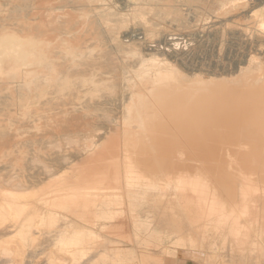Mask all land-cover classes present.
I'll use <instances>...</instances> for the list:
<instances>
[{
	"label": "bare ground",
	"instance_id": "bare-ground-1",
	"mask_svg": "<svg viewBox=\"0 0 264 264\" xmlns=\"http://www.w3.org/2000/svg\"><path fill=\"white\" fill-rule=\"evenodd\" d=\"M19 1H21V0H19ZM19 1H17V3ZM35 1L36 0H23L22 5H19L20 2L17 5L14 4L15 7H14V9L11 12L15 16L14 17L15 18L14 22H16V23H14L12 26H10L11 23L9 24V23L6 22V20L4 19L5 17L3 18L2 15H0L2 17V19L0 18V93L1 92L2 93L3 92L6 93V94L3 93L5 96L0 97V130H3V131L4 130H6V131L8 130V132L1 133L0 136H2L1 138L5 139V141H6L5 142V146H9L10 147V148L9 147L7 148V154L9 156H14L13 159L10 158L11 159L10 161L12 163H13V161H16L17 163H21V161H23L22 153H24L23 152L24 147H27V146H29L31 144L35 145V143L38 141L35 137L34 138L27 137L28 139H21L20 138V136H21L20 131L22 130V128H23L22 126L23 125L22 126H20V125L19 126H15L14 128H13V126L15 125V123L16 124L17 123L21 124L20 121L22 120V118H24L26 116H30V115H32L35 112L30 107V105L32 104L34 99L37 98L36 100H38L40 97H43L46 94H53L54 95L55 92L50 91V90H53V88H55V90L62 91V92H64L63 90H65V89L69 90L68 93H66V94L64 93L65 95L63 94L64 95L63 97H64L65 100L64 99L61 100L59 104H66L67 102H71L80 93L89 92V94L90 93H94L95 94V93H98L103 88L105 90H112V91L115 92V94H118L120 92L118 94V97L121 96L122 99H123V97L128 98L129 101H131V105L127 108L126 111H124L126 113L125 116L123 117V125L124 126H122V125L119 126V124L116 121V117L117 116L115 117L113 115V117H111L112 115H109V114L105 113L106 114L105 115L106 119L110 123L109 128H108V132H107L109 137H105V138L101 137V138H98V140H93V138L90 137L91 139L88 138V141L85 142L81 146L80 150H78V151H80L79 152L80 155L77 154V155H79L81 157L80 163H79V165H77L76 168L72 169L73 173H75L74 174V177L76 178L75 181L74 180L71 181V182L59 181V180L55 181L56 180V177H55V179L53 178L54 180L49 182L48 184L41 183L39 186H35V180L38 177H35L34 175H31V174L30 175L26 174V175L30 176V178H27V177H25V172H28V168L30 167L29 165H35L36 166L37 164H43V166L46 167V164L42 161L43 157H42V159L40 157V155H41L40 153H39L40 155H35L34 154V156L31 159L28 158V160H27L25 158L26 161H28L29 165L28 166H25V165L21 166L18 171H15L14 175H11L7 179H5L4 183L7 185L6 187H8V189H6L1 194V198H0V242H1L0 243V255L8 257V258H10V257H15L16 258V257H18V256L20 257L22 255V250L21 249L26 247V246L24 247V245L29 244V242H27V241L29 239H32L33 235L36 234L35 230L39 226H41V227L45 226V227H48V228L51 227V229H52L53 226L57 227L60 224H62V222H60L58 224V223H56V221H55V223L58 224V225H56V224L54 225L53 224V221L55 220L54 216L59 213L58 210L61 213L65 214L64 213L65 211L62 212L63 210L61 211L60 209H64V208L79 209V208H81V210L83 209L85 212L87 211V213H88V211L91 209V207L95 206V205H93L92 202H94V201L96 202V200L98 201V200H104V199L107 201L108 199H112L113 197L114 198L116 197L115 199L113 198V200L107 202L108 205L113 204V206H114V204L117 205V203H119V201H120V200L118 201L119 198L120 199L123 198V197H121V195L123 194V191L125 189H127V190L132 189L133 190L135 188L139 189V187H141L142 184L137 182V181H135L137 179L142 178V175H140V172L138 170L137 164L136 165L134 164L135 163V158L132 157V156H128V155L125 156V157H120V158L114 156V153H115V147H114L115 137H113V135H118L119 134V131H118L119 127H121V129L124 127V129H126L125 130L126 133L129 132L128 133L129 135H130V133H131V136L134 135L133 136V138H134L133 140H134L135 143H138V140L141 139L140 138L141 136H143L144 139H146V136L150 137V133L151 134L156 133V130L160 129L159 127H162V125H165V126H163V128L166 127L165 128V132L167 131L169 133L174 128L175 129L177 128L176 129V131H177L179 126H180V124H178L177 121H180L179 123H181V122H183V120H184V123H181L182 124L181 126H183V128L180 126V128L184 132V133H182V136L183 135H184V137L188 136V135H185L186 131H184V129L187 128V126H188L187 130L189 129L190 131H187L186 134H190L192 129H193V127H194V129H196L195 126L197 125V129L196 130L193 129V131H192L193 134H194L193 135L194 138L192 137V133L190 134L191 140H196V139H198V137L202 138V136H203V138H205L204 141H203V138L200 139V140H202L204 142L205 146L208 145V144L211 145V144L214 143L213 142V138H214L213 136H215V133H214L215 130L214 131H212V130L215 129L216 127H218L216 129V131L220 127H222L221 129L222 130H226L227 132H239V131L243 130L242 134L245 133L244 135H247L248 134L247 130L251 129V127L253 125L252 126H248L249 124L246 123L248 127L247 126L245 127L243 125L245 124V122H246V120L248 118L246 120L244 119L245 121L242 120L244 122H241V120L238 121V122H235V117L238 116V117H236L238 119L245 118V116L249 117L248 111L250 112V110H251L250 113H253L252 110L255 109V107H259L258 103H259V101H261V99H260V96L258 94V91H256L257 92V94H256L254 90H256L257 86L260 87L261 85L262 86L264 85V59H263V57H260L259 54H258V53L262 52L261 49L259 50V48H260V46L263 45V42H264V39L262 37H260L261 35L259 37L257 36L258 38H257L256 42H254V44L256 43L257 45H259L258 51H260V52H258L256 54V52H257L256 51L254 55H252V54L250 55V53H248L249 54V58H250L249 61L246 62L245 66H241V67L239 66V69H237V70H239V77L240 76L242 77L241 78L242 83L240 84V86L238 85L239 87H236V86L234 87L233 86V88L232 87L230 88V86H232L233 84L229 85V86H226V87H222L221 84L217 85L218 84L216 82L217 79L219 78V76L220 77H221V75L223 76V74L219 75L218 74L219 72L215 71L213 69L214 67H212L210 64L209 65H206V64L204 65L203 63H199L198 56H196L197 55L196 53L198 52L197 51L198 49L200 50L199 47L202 45L201 42L200 43L196 42L198 45L195 46V44H194L195 47L193 49H191V50L186 49L188 51H184L183 48H186V47L191 48L192 46H189L188 39L186 41L185 37H183V36H182L181 39L176 36L177 39H171L170 40L171 43H169L170 41H168L169 40L168 38L171 37V36H172V38H174L175 34L168 35V38H167L168 40L165 39L166 36H164V35H163L164 39L158 40L157 42H151V41L148 40L149 36L150 37H157L158 35H162V34H164L163 32L167 31V30L164 29L166 27L165 26L162 27L161 24L162 25L165 24L166 22L164 23V21H166L169 17L174 23L176 22L181 29L189 28L188 27L189 26L188 25L189 22L186 19L187 17L185 18V16L182 14L183 10L181 11L180 7L178 6L179 2H182L184 4V2L185 3H193V2H197V1H202V3L204 4V10L206 12H214L215 10H217V11H215V16H216V12H218V10L225 11L226 15H224V17H223V18H225L227 16V13H228V15L229 14H233L234 16L235 15L244 14V12H246L244 10L248 6V1L249 0H215V1L213 0L214 2H212V1H204V0H69V1H72V2H75V3H80V9H79L78 15L75 16V17H66L65 16L66 18L61 17V16H57V17L51 18V19H42V18L38 19V18H32L31 17L32 14L34 15V10H35L34 5L38 2V1H36V3H35ZM258 1L259 2L254 7H252L253 9L255 8L256 11L255 10H254V12L251 11L252 13H254L253 14L254 18L252 19L253 21L251 19H250V21L254 22V23L256 21V20L254 21L255 15H256L255 13H257V12L259 13L260 12L259 14H261L262 11L264 12V0H258ZM252 2H253V0H252ZM51 3H49V5ZM58 3H60V1ZM45 4H48V1ZM187 8H188V5H187ZM60 9H62V8H60ZM55 10H58V8H55V9L54 8L52 9V8H49V7L45 8V10H44V14L45 15L44 16L46 18L51 17L52 16V12L55 11ZM246 10H247V8H246ZM42 11H41V13H42ZM64 11H66V10H64ZM247 12H248V10H247ZM148 14H150V15L152 14L154 20H156V24L152 25L150 23V20H147L145 18V16L148 15ZM219 14L221 15V13H219ZM223 14H224V12H222V15ZM256 16H258V15H256ZM213 17H214V15H213ZM195 18H196V16H195ZM197 18H199V17H197ZM206 18H207L206 20H208V17H206ZM8 19H10L9 16H8ZM215 19L217 20V18H215ZM216 20H214V21H216ZM245 20H247V18ZM143 21L144 22H148L149 21L148 23L151 24L152 26L148 27V29L147 28L139 29V31H138V29H136L137 27L135 28L133 25L135 23H138V24L142 23ZM211 22H212V20L209 22V24ZM232 22H233V20H232ZM238 22L240 23V21H238ZM242 22H244V21H242ZM207 23H206V26H208ZM227 23H230V22H227ZM142 24H144V23H142ZM232 24H230V25H232ZM237 24L238 23L236 21V25ZM255 24L257 25V27L255 26V29L258 28L260 30H264V13L261 14L260 17H258V20L256 21ZM135 25H137V24H135ZM220 25H222L221 22H220ZM226 25L227 24L225 23L224 26H226ZM190 26H192V25H190ZM195 26H196V24H195ZM233 26H235V25H233ZM203 27H204V25H203ZM211 27H212V25H211ZM218 27H219V25H218ZM246 27H248V26H246ZM213 28H212V30H213ZM243 28L241 27L242 30H243ZM220 29H218V30L220 31ZM225 29H228V28L225 27ZM205 30H207V29H205ZM245 30H246V28H245ZM245 30H244V33H245ZM222 31L223 32H221V33H224L223 29H222ZM257 31H259V30H257ZM206 32L204 34H206ZM225 33L227 34V31ZM229 34L230 33L228 32V35ZM200 35H198V37ZM233 35H235V34H233ZM256 35H258V33H256ZM262 35H263V33H262ZM140 36H142V37L140 38ZM179 36H181V35H179ZM208 36H209V34H208ZM242 36H240V37H242ZM245 36H246V34H245ZM189 37H191V36H189ZM201 37H202V35H201ZM231 37H232V35H231ZM243 38H246V37H243ZM191 39H189V40H191ZM196 39H197V37H196ZM198 40L200 41V39H198ZM214 40H216V39H214ZM210 41H211V39H210ZM204 43H206V42H204ZM252 43H253V40H252ZM208 45H209V43H208ZM247 45H249V44H247ZM179 47H180V49L178 50ZM209 48H207V49L209 50ZM251 48L252 47L250 46V49ZM245 49L247 50L246 47H245ZM256 49H257V47H256ZM248 51H250V50L248 49ZM204 52H205V49H204ZM252 53H254V52H252ZM210 54H211V52H210ZM199 55H200V53H199ZM243 57L241 59H243ZM221 65L222 64H220V66ZM218 67L219 66H217V68ZM228 69H225V70H228ZM221 72H223V70ZM228 74H229V72H228ZM239 77L237 79L238 81H239ZM72 78H74V79L76 78V79H79V80L82 79L81 80V85L79 87H76V84L73 85L71 83V81H70V80H72ZM223 78L221 79L222 82H223ZM228 79H230L229 76H228ZM225 80H226V84H227V81H229V80H227V79H225ZM237 80L234 79V82H232L231 80L230 81L232 83H235V81H237ZM219 81L220 80L218 79V82ZM238 81L236 82V84L238 83ZM74 82H75V80H74ZM219 83H221V82H219ZM228 84H229V82H228ZM82 88H83V90H82ZM253 91H254V93H253ZM62 92H61V94H62ZM107 94H108V92H107ZM83 95L85 96V94H83ZM93 95L90 96V97L91 98L93 97V99H94L95 96H93ZM107 96L109 97L111 95L109 94ZM96 97H99V95L96 96ZM96 97H95V102L98 103V101H96V99H98V98H96ZM256 97H259L257 99H260V100H257ZM45 98H47V97H45ZM50 98H52V97H50ZM61 98H62V96H61ZM53 99H54V97H53ZM56 99L57 98H55V100ZM112 100H111V102H112ZM22 101L26 102V104L24 103V106L22 105ZM39 101H41V99ZM43 102H45V101H43ZM108 102H109V100H108ZM36 103H37V101H36ZM38 103L36 105H38L40 107V104H38ZM86 103H83V104H86ZM100 103H103V102H99V104ZM83 104H81V105H83ZM91 104H92V102L89 103L85 108L83 107V110H82L81 113L78 112L80 110V109H78V111H76V112H78V115H80V114H88L89 112L98 109V107L101 105V104L100 105L99 104H92L91 105ZM106 104H108V103H106ZM115 104L118 105V103H115ZM165 104H167V105H165ZM33 105L35 106L34 103H33ZM68 105H70V104H68ZM102 105H101V107L103 108ZM38 106H36V107L38 108ZM41 106H46L45 108H47V106L52 107V106H55V105H54L53 100L49 99L45 103H43V105L41 104ZM166 106L168 108H166ZM14 107L20 108V109L22 108L21 110H22L23 114H18V113L17 114H13V109L12 108H14ZM66 107H68V106H66ZM260 107H264L263 106V102H262V106L260 105ZM69 108H67V109H69ZM62 109L64 110V107ZM67 109H65V110L67 111ZM76 109H77V107H76ZM164 109H166L167 112L170 110L171 113L174 116H171V114H168V113H167V115L162 114L161 112ZM46 110H44V111L46 112ZM51 110H49V111H51ZM56 110H57V108H56ZM56 110H55V112H56ZM69 110H70V112L72 111V109H69ZM257 110H259V109H257ZM261 110H264V109L261 108ZM104 111H106V110H104ZM113 111L114 110L112 109V112ZM17 112H18V110H17ZM74 112L75 111H73L71 113L75 114L76 112L75 113ZM257 112H259V111H257ZM59 113H62V112H59ZM97 113H98V111H97ZM247 113H248V115H246ZM262 113H263V111H262ZM63 114H64V112H63ZM92 114H90V115H92ZM175 114H178V115L180 114L182 116H184L186 114V115H189V117L187 116L185 118L186 119L185 120L183 117L181 118L180 115H179L180 117H178L177 115L175 117ZM190 114H192V115H190ZM199 114H201V116H199ZM202 114L203 115L209 114V115H207L209 117H207V119H206V118H204L206 115L202 117ZM218 114H220V115L222 114V118H221L220 121H222V119L224 121L223 123L221 122V124H222L221 126H220V122L218 121L220 119L218 117ZM223 114L224 115L226 114V117L227 116L228 117L229 116H234V121L231 120L232 117H230L229 119H228V117L227 118L226 117L223 118L224 117ZM67 115L68 114H66V116ZM99 115H98V117H100ZM115 115H117V114H115ZM162 115L170 116L169 117L170 120H169V118H167V120L172 122V124L174 123L173 126H171L172 128L174 127L172 130H170V131L167 130V127H168L169 124L167 125L166 122H165L166 124L165 123H163V124L161 123L160 126L157 125L158 122H156V124H155V122H154L155 120L159 119V121H160V119L162 120V118H163V120H166V118L164 119L165 116L162 117ZM194 115H196V116H194ZM216 115H217V117L219 119L216 117ZM250 115L253 116L252 114H250ZM256 115H257V113H256ZM256 115H254L253 117H255V119L257 121H259V119H257ZM46 116H48V115H46ZM46 116L44 117V115H43V118H46ZM51 116H52V114H51ZM59 116H61V114ZM191 116H193L195 118V120ZM213 116H215V117H213ZM83 117H84V115L82 116V118ZM90 117L91 116H89L87 118H90ZM172 117H173V120H175V118H177V117L180 118V119L175 120L173 122ZM190 117L193 119V120H191V125L189 123L190 121H188L189 119H191ZM196 117L197 118L199 117V120H200V117H201V118H203V120L196 121L197 120ZM253 117H251L250 119L254 120ZM261 117H262V115H261ZM40 118H36V119H40ZM213 118H215V119H213ZM46 119H49V118H46ZM56 119H57V117H56ZM181 119H183V120L181 121ZM204 119H206V121H204ZM225 119H226V121H225ZM250 119H248V120H250ZM261 119L263 120V118H261ZM214 120L216 122L217 121L219 122V123H216V124H218V126H216L214 124L215 122L213 123ZM256 120H254V121H256ZM23 121H26V120L23 119ZM185 121H188L189 124L186 123ZM192 121H195L196 123L199 122V123L196 124V123H193ZM29 122H31V120ZM33 122H31V123H33ZM40 122L42 124H44V122H42V121H40ZM48 122L50 123V121H48ZM52 122H55V121H52ZM23 123L24 122H22V124ZM31 123L29 125H31ZM192 123L194 124L193 127H191ZM251 123H253V122H251ZM251 123H250V125H251ZM36 124H38V123H36ZM177 124L179 125L178 127H176ZM183 124H185L186 127ZM208 124H210V125H208ZM260 124H261V127H262V123H260ZM51 125H52V123H51ZM255 125H256V123H255ZM107 126H108V124H107ZM213 126H214V128H212ZM24 127H26V126H24ZM33 127H35V125ZM257 127H259V126L257 125ZM40 128L42 129V127H40ZM44 128H46V127H44ZM180 128H179V130L181 131ZM254 128H256V126ZM26 129H27V127H26ZM49 129H50V127H49ZM221 129H219V130H221ZM259 129H262V128L259 127ZM12 130L14 131V133H12ZM161 130L163 131L164 129H161ZM179 130L176 132V135L179 132ZM198 130H200L199 131L200 133H203L204 130H206L207 133L206 134H202V135L199 136L198 135ZM23 131H27V130H25V128H24ZM40 131H44V129L40 130ZM45 131H47V130L45 129ZM126 133L124 132V134H126ZM158 133H159V130H158V132L156 134H158ZM23 134H24V132H23ZM156 134H155L154 137L151 136V139L153 137L155 139V141H156L157 136H159V134L157 136H156ZM180 134H179L178 138H180V140H181ZM195 134L197 135L196 139H195ZM207 134L210 137H208V136L205 137ZM23 136H25V135H23ZM28 136H29V134H28ZM170 136L171 135H169V137ZM172 136L174 137L175 133L172 134ZM211 136H212V138H211ZM127 137L128 136H126V139H123V140H125V141L127 140L128 141L129 137L128 138ZM72 138H74V137L66 138L65 139V145L66 144L79 145L80 141L77 140V139H72ZM121 138H122V136H121ZM159 138H161V137H158V139ZM251 138H249L250 141L248 139H245V140H248L249 142H251L253 140ZM103 139H105L106 142H105V144L101 145ZM130 139H132V137ZM147 139L149 140L150 138H147ZM175 139H177L176 136H175ZM189 139L188 140L186 139L187 141L185 139H183V140H185L187 143H191L192 141L188 142ZM146 140H144V141H146ZM159 140H161V139H159ZM162 140H163V137H162ZM164 140H166V139H164ZM164 140H163V142H165ZM169 140L170 141L173 140L175 142L176 141L178 142V139L174 140V139H171V137H170ZM210 140L212 142H210ZM245 140H244V142H245ZM140 141L142 142V144L144 143V141H142V140H140ZM170 141L166 142L165 144H167V143H168L167 145H170L171 143L174 144L173 141H171V142ZM205 141L206 142L208 141L207 144H206ZM248 141H246V142H248ZM39 142L41 143V141H39ZM159 142H161V141H159ZM198 142L200 143V141H198ZM253 142L256 143V144L257 143L259 144V143H264V140L261 139V138H259V139L256 138V140H253ZM42 143H44V142H42ZM120 143H122V142H120ZM123 143H124V141H123ZM131 143L132 142L130 141V145H131ZM154 143L155 142H152L151 144L153 145ZM179 143L180 142H178L177 144H179ZM183 143H184V141H183ZM195 143H196V145L198 147L200 146L201 149L203 148V146H201L202 144H199V143L197 144V141ZM195 143H193V144H195ZM254 143H252V144H254ZM124 144H126V143H124ZM41 145H43V144H41ZM132 145H133V143H132ZM154 145H156V148H158L157 147L158 142L156 144H154ZM174 145H176V144H174ZM186 145H189V144H186ZM196 145H191V146H194L196 148ZM261 145H263V144H261ZM60 146H61L60 142H58V143L55 142L54 143V147H60ZM133 146H134V148L137 149L135 144ZM140 146H143V145H140ZM147 146L151 147L150 145H147ZM172 146H171V148L175 147V146H173V147ZM212 146H210V147H212ZM130 147H131V149H133L132 146H128V148H130ZM144 147H145V145H144ZM144 147L142 149H144ZM180 147L183 148V147H185V145H182V142H181V144H179V149H178L179 151H180ZM194 147H192V148L195 150ZM260 147H262V146H260ZM32 148H34V147H32ZM98 148L103 149V151L107 155L104 156V154H101V157H99V158L97 156H95L97 158H93V159L90 158L89 155L90 154L93 155ZM121 148L122 147H120V149ZM153 148H154L153 149L154 151L151 150L150 151L151 153H152V151L153 152H157V151L160 150L161 153L163 152V154H164V151H165L164 147H163V149H161L162 147H160V146H159L160 149L159 148L156 149L155 147H153ZM185 148H183L184 149L183 150L184 153H186V151H185L186 149ZM187 148L189 149L190 146L187 147ZM206 148L208 149L209 147L206 146ZM124 149L121 150V152L125 151ZM139 149H141V147ZM139 149H137V150H139ZM165 149H166V147H165ZM175 149H177V146H176V148H174V150ZM193 149H192V151H193ZM198 149H196V151H198ZM36 150H37V148H36ZM137 150L135 151L134 154H137L136 153V152H138ZM149 150L146 149L145 151H143V150L142 151L146 153V151H149ZM167 150L169 151L168 148L166 149V151ZM190 150H188L187 152H190ZM241 150H239L240 152L236 151L235 154L228 153V157H227V160L229 161V163L227 165L229 171L233 172V174H234V172L238 173V174H235V175L237 176L238 179H240V184H238L239 186L237 185L238 188H235L236 190L238 189L237 190V194H236V195H238V197H237L238 201H236L235 203L232 202L233 204L230 203L232 205H226V203H224L223 201H221L219 199V197H217L216 193H212V191L210 190L211 186H209L207 184L209 181L206 183L203 180V178H204V175H206V176L208 175V176L211 177L214 172L213 171H208L207 172L206 170L204 171V169H202V164H201V169L202 170H199L200 166H198V167L195 166L196 169L193 167L195 169L194 171L196 173L194 172L195 174H194V177H192L193 179L191 181H187L188 179H186V181H182L181 180L179 182V185L177 184L178 186H176L177 189L180 191V198L182 199L184 207L186 209H188L189 211H191V212H193V213H195L197 215V218H196V220H194V222L196 223V225L197 224L199 225V226H196L198 229L200 228V226L201 227H205V229H206V226L208 227V225H214L217 228H219V230H220L219 237L222 239V241H226L228 239L229 240L231 239L232 242L234 244H236L237 246L246 245L250 241V237L253 240V238H252L253 235L251 236V234H250V231L253 228L255 229L256 234L258 235V237L264 239V208L262 207V204H261L263 201L260 202L261 200L258 198L259 193L262 190L261 189L262 186L259 187L260 185H258L256 183H252V182H254L253 180L250 181L251 178L246 174L247 170L245 168H244L245 170L243 168L242 169L240 168V166L243 167L241 164L240 165L233 164V162L241 163V162H247L249 160H252L253 157L251 155V150H245V151H241ZM200 151L199 152H195V153L192 152V154L193 155L194 154L198 155L200 153ZM202 151H203V153H202L201 156L199 154L197 157L195 156L196 158H191L190 157L191 158L190 161L191 160L195 161V163L196 162H199V163L205 162V164H206V162L210 163V162H219V161H221V155H220L221 154V150L220 149H218V148L216 149V147H215V149L213 150L212 155L208 153V152H210V150L207 151L206 149H204ZM205 151H207V153ZM170 152H172V150H170ZM173 152H175V151H173ZM183 152H182V156H183ZM128 153H130V152L128 151ZM151 153L148 152L147 155L151 154ZM161 153H160V155L158 153L159 157H157V155L154 154V156H155L154 158H156V157L158 158V159H154V160L157 161V160H160V158L162 159V156H164V155H162ZM165 153L167 154V152H165ZM25 154H27V153H25ZM25 154H24V156H25ZM87 154H89V155L87 156ZM141 154H138V155H141ZM172 155H174V154L172 153ZM186 155L188 156V154H186ZM136 156L137 155H135V157ZM4 157L5 156H3V158ZM61 157L62 156H60V158ZM146 157H148V156H146ZM192 157H194V156H192ZM138 158L136 159L137 162L139 161ZM140 158H142V157H140ZM151 158H153V157H151ZM151 158H150L151 161H149V160H148L149 162L147 161L148 162L147 163L148 166H150L149 163L152 162ZM165 158H166V156H165ZM258 158H259V161H264V156H261V157H258ZM78 159H79V157H78ZM143 159H144V157H143ZM143 159H141V160H143ZM57 160L58 159H56L55 161H57ZM76 160H77V157H76ZM171 160L172 159H170L168 161H171ZM178 160H176V162ZM181 160H184V161L187 160L186 156H185V158H181ZM77 161H79V160H77ZM160 161H162V160H160ZM103 162H108L109 163V165H107V167H105V169H102V166H99V163H103ZM140 162H144V161H140ZM165 162H167V161H165ZM144 163H143V165H144ZM157 163L159 164V162H157ZM168 163L169 162H167L166 166L168 165ZM180 163L182 165V162H180ZM180 163H176V167H177V164H180ZM259 163H258V165H256L257 169L261 166V165L259 166ZM21 164L23 165V163H21ZM140 164L142 165V163H140ZM161 164H159V165H161ZM172 164L173 163H171V165H168L167 167L170 168L171 166H173ZM183 164H184V162H183ZM197 164L198 163H196V165ZM260 164H262V163H260ZM67 165H69V164H67ZM203 166L205 168L207 167L205 165H203ZM153 167H156V166L153 165ZM176 167H175V172H177L176 171ZM210 167H212V165L209 166V168H207V170L210 169ZM262 167H260V169H262ZM141 168H142V166L140 167V169ZM161 168L164 169L162 166H161ZM161 168H160V170H161ZM184 168H186V167H184ZM191 168H192V164H191ZM191 168H190V166H188V169H191ZM30 169H31V167H30ZM150 169H152V168H150ZM179 169H181V168H178V170ZM212 169L213 168H211V170ZM260 169H258L256 175L260 176V174H262L260 177H262V176L264 177V167H263L262 170H260ZM144 170H145V168H144ZM171 170H172V168H171ZM191 170H193V169H191ZM145 171H149L150 172V170H145ZM167 171H170V169L169 170L167 169ZM151 172H154V171H151ZM159 172H161V171H159ZM188 172L191 173L190 170ZM198 172H199V174H198ZM142 173H144V175H146L145 174L146 172H142ZM183 173H181V174H183ZM185 173H187V170H186ZM57 174L58 173H51L50 177H54ZM150 174H152V173H150ZM166 174L170 175L169 172H167ZM177 174H179V173L177 172ZM181 174H179V175L183 178V176ZM65 175H68V174H66V172H65ZM71 175H73V174H71ZM174 177H177V176H173V178ZM263 177L261 179H263ZM75 178H73V179H75ZM145 178H146V176H145ZM159 178H161V177H159ZM159 178H156L157 181H160V180H158ZM165 178L167 180V178H169V177H165ZM187 178H189V177H187ZM200 178H202L203 181L200 180ZM237 178H235L236 181H238ZM150 179H152V177ZM190 179H191V177H190ZM208 179H210V178H208ZM138 181H140V180H138ZM147 181H148V179H147ZM177 181H178V179H177ZM144 182H145V180H144ZM150 182H151V180H150ZM150 182H148V183L150 184ZM152 182H151V187L153 186L152 189L154 191V185L157 186V183L159 185V182H157L156 184L154 183V185H152L153 184ZM167 182H169V181L167 180ZM146 183L147 182H145V184ZM176 183H178V182H176ZM238 183H239V181H238ZM167 184H165V185H167ZM146 185H147V187H150V186H148V184H146ZM142 187H144V186H142ZM163 187L164 186H162V188ZM152 189H150V190L152 191ZM132 190H130V191H132ZM145 190H146V188H145ZM168 190H171V189H168ZM178 190H176V191H178ZM134 191H136V190H134ZM143 194H144V192H143ZM137 195H138V193H137ZM149 195H151V194H149ZM167 195H168V193H167ZM263 195H262V197H263ZM154 196H152V198ZM117 197H119V198H117ZM128 197H130V196H128ZM125 198H127V197H125ZM174 198H175V196H174ZM52 199H56V200L58 199L59 201H56L54 203V202H51ZM80 199L81 200L82 199L83 200L86 199L88 201L83 202L82 204H79L80 202L78 203V201ZM30 200H31V202L33 200V204H36L35 206H37L38 208L34 206L37 209V211L34 212L35 210L32 209L33 213L30 214V215H27L28 214V212L26 213L27 204H24L25 203L24 201L28 202ZM124 200L125 199H123V201ZM153 200H154V198H153ZM161 200H162V198H161ZM166 200H167V198H166ZM121 202H122V200H121ZM41 204H43V206L45 205V207L41 206ZM124 204H125V202H124ZM98 205H100V203ZM116 205H115V207H116ZM100 206H102V205H100ZM31 207H33V206H31ZM40 207H42V208H40ZM146 207H148V206L146 205ZM170 207H172V206H170ZM259 207H261V208L259 209ZM28 208H30V207H28ZM117 210H119V208ZM147 210H148V208H147ZM169 210H166V211L168 212ZM78 211H80V210H78ZM106 213H108V212H106ZM164 214H166V213H164ZM168 214H169V212H168ZM58 215H57L56 218L59 217ZM77 215H78V213H77ZM70 216H71V213H70ZM129 216H130V214H129ZM172 216L173 215H171L170 217H172ZM160 217H162V216H160ZM160 217H159V219H160ZM164 217H166V215H164ZM170 217L169 216H168V218L166 217L167 220H170ZM59 218H61V217H59ZM109 218H112V216L109 217ZM151 218H152V216H151ZM151 218H150V220H151ZM174 218L172 220H174ZM157 219L158 218H156V217L154 218V220H157ZM159 219H158V221H161ZM161 219H162V222H163L164 227H165L164 231H168L167 228H170L168 226L169 224L167 223L168 221L165 220L167 222H164L163 221L164 219L163 218H161ZM69 220H71V219H69ZM152 220H153V218H152ZM98 221H99V219H98ZM158 221H157V224H159ZM58 222H59V220H58ZM87 222L89 223V225H91V227L88 228L89 231L87 230V232H89V233H87V234L86 233H80L81 235H77L76 234L75 235L76 237H74L71 240V238H72V236L74 234L73 233L71 238L69 237L71 241L68 240V236L71 235L70 232H69L70 235L66 236V234H64V236H66L65 238H67L69 243L65 242V243H68L67 246H65L66 244H64V242H62L64 244V245H62L64 248H61V246H59L60 249H62L64 251L65 247L67 248L66 250H69V249H72V248H76V249H79L82 252H85V254L86 253H89V254L92 253L93 254L94 253L93 250H95L96 248L98 249V247H100V240H99L100 238L99 237H101V235L100 236L96 235L97 233H95V232H96L97 229L95 230V232L93 231V229H95L93 227L94 226H96V227L98 226L96 224L97 223L96 221L93 222L92 220H87ZM154 222L155 221H153V223ZM165 223H167V226H165ZM52 224H53V226H52ZM71 224H73V223L71 222ZM114 225L110 224V228H111V226H114ZM155 225L156 224H154V226ZM170 226H171V224H170ZM185 226H187V225H185ZM55 227H53V229L57 230L58 228L56 229ZM67 227L64 228L65 231H66ZM107 227H109V226H107ZM160 227H162V226H160ZM61 228H62V226H61ZM61 228H59L61 231H59V229L57 230V231H59V233H56L54 231V235L56 233L57 236H58V234L61 233L62 236H63L64 229L62 228L63 229V231H62ZM101 228H103V226ZM159 229H161V228H159ZM178 229H179V227H178ZM79 230L81 231V229H79ZM105 230L106 229H104V231ZM170 230L172 231V226H171ZM50 231H48V232H50ZM73 231H75V229ZM99 232H101V231H99ZM184 232H186V231H184ZM206 232H208L207 229H206ZM252 232H254V230ZM14 233H16V235H15L16 237L15 238L12 235ZM75 233H77V232H75ZM202 233H204V231ZM165 234H166V232H165ZM10 235H12L13 238H11ZM45 235H46V233H45ZM162 235H163V233H162ZM57 236L56 237L53 236V239H55V238L57 239ZM59 236L61 237V235H59ZM189 236H190V234H189ZM202 236H205V235L202 234ZM186 237H187V235H186ZM169 238H171V236ZM61 239L63 240V238H61ZM172 239L173 238H171V240ZM37 240L39 241L40 239H37ZM67 240H65V241H67ZM175 240L176 239H174V241ZM33 241H34V239H33ZM177 241L179 242V240H177ZM126 244H128V243H126ZM184 244H182V246ZM178 245L176 246V248L178 247ZM28 247H29V245H28ZM115 247H117V246H115ZM161 248H162V246H161ZM31 249H32V246H31ZM210 249H211V247H210ZM135 250H137V249L135 248ZM187 250H188V248H187ZM104 251H105V249H104ZM148 251H150V249ZM263 251H264V249H263ZM68 252L71 253L70 250ZM158 252H159V250H158ZM109 253H110V251H109ZM80 254H82V253H79V255ZM148 254H150V252ZM218 254L220 255V253H218ZM70 255H72V254H70ZM96 255H97V253H96ZM112 255L114 256V254H112ZM151 255H150V257H151ZM216 255H217V253H216ZM100 256H102V255H100ZM108 256L109 255H107V257ZM84 257H85V255H84ZM53 258L54 259H52V260H55V257H53ZM122 258H123V256H122ZM125 258H127V256ZM11 259L13 260V258H11ZM138 259H139V257H138ZM5 260H7V259H5ZM130 260H132V259H130ZM74 261H76V260H74ZM162 262H164V261H162ZM5 263H7V262H5ZM77 263H78V261H77ZM123 263H124V261H123ZM83 264H84V262H83Z\"/></svg>",
	"mask_w": 264,
	"mask_h": 264
},
{
	"label": "rangeland",
	"instance_id": "rangeland-1",
	"mask_svg": "<svg viewBox=\"0 0 264 264\" xmlns=\"http://www.w3.org/2000/svg\"><path fill=\"white\" fill-rule=\"evenodd\" d=\"M17 1H19V0H0V15H2V17L6 20V22L7 23H11V25L10 26H12L14 23H16V22H14V20H15V16H14V14H12V10L14 9V7H15V5L14 4H19V2H20V4L19 5H22V3H23V0H21V1H19L18 3H17ZM36 1H38L37 3H36ZM35 1V5H34V8H35V10H34V15L32 14V18H42V19H51V18H55V17H57V16H61V17H64V18H66V17H75V16H77L78 15V13H79V9H80V3H75V2H72V1H69V0H36ZM47 1H48V4H45V3H47ZM54 4H52L51 2ZM60 1V3H58ZM204 1H212V2H214L213 0H204ZM251 2V3H250ZM259 1L258 0H253V2H252V0H249L248 1V6L246 7L247 8V10H248V12H247V10H246V8H245V10L244 11H246V12H244V14H241V15H233V14H229L228 15V13H227V16L225 17V18H223L224 17V15H226L225 13V11H221V10H218V12H216V16H215V11H217V10H215L214 12H206L205 10H204V4L202 3V1H197V2H193V3H185L184 2V4L182 3V2H179L178 3V6L180 7V10L182 11V14L185 16V18L188 20V22H189V28H184V29H181L179 26H178V24L175 22H173L171 19H170V17L166 20V21H164V23L165 24H161V26L163 27V26H165L166 28H164L165 30H167L166 32H163L164 34H162V35H158L157 37H150L149 36V41H151V42H157L158 40H162V39H164V36H166L165 37V39H167L168 38V35H170V34H175V36H174V38H172V36L171 37H169L167 40L168 41H170L171 39H177V37L178 38H182V36L183 37H185V40L187 41V39H188V44H189V46H192L191 48H189V47H186V48H183L184 49V51H188V50H191V49H193L196 45H198L197 43H202V47L200 46L199 48H200V50L198 49L197 51V55L196 56H198V61H199V63H203L204 65L206 64V65H211L212 67H214L213 69L215 70V71H217V72H219L218 74L219 75H221V74H223V76L221 75V77L219 76V82H221V83H219L218 82V79H217V85H222V87H226V86H229V85H232V86H230V88L232 87L233 88V86L235 87H239L240 86V84L242 83V80H241V76L239 77V70H237V69H239V66L241 67V66H245L246 65V62L247 61H249V54L248 53H250V55L252 54V55H254L255 54V52H256V54L258 53V52H260V51H258V48H259V45H257L256 43L254 44V42H256V40H257V38L260 36V37H262L263 39H264V30H260V29H258V28H256L255 29V26L257 27V25L255 24L256 23V21L258 20V17H260V15L261 14H263L264 12L262 11L261 12V14H259L258 12L257 13H255L256 15H258V16H256L255 15V19H254V21H255V23L254 22H251L250 21V19L252 20L253 18H254V16H253V14L254 13H252L251 11H253L254 12V10L256 11V9L254 8H252V7H254L257 3H258ZM49 3H51L50 5H49ZM56 3V4H55ZM38 4V5H37ZM45 4V5H44ZM203 4V5H202ZM48 5V6H47ZM183 5V6H182ZM187 5H188V8H187ZM193 5V6H192ZM38 6V7H37ZM45 6V7H44ZM58 8V10H55V11H53L52 12V16L51 17H48V18H46L44 15V10H45V8ZM72 7V8H71ZM186 7V8H185ZM192 7V8H191ZM60 8H62V9H60ZM75 8V9H74ZM203 8V9H202ZM44 9V10H43ZM72 9V10H71ZM188 11H187V10ZM43 10V11H42ZM63 10V11H62ZM64 10H66V11H64ZM70 10V11H69ZM186 10V11H185ZM41 11H42V13H41ZM68 11V12H67ZM192 11V12H191ZM195 11V12H194ZM8 12V13H7ZM198 12V13H197ZM222 12H224V14L222 15ZM67 13V14H66ZM75 13V14H74ZM207 13V14H206ZM219 13H221V15L219 14ZM37 14V15H36ZM39 15V16H38ZM191 15V16H190ZM205 15V16H204ZM209 15V16H208ZM212 15V16H211ZM213 15H214V17H213ZM244 15V16H243ZM252 15V16H251ZM8 16L10 17V19H8ZM66 16V17H65ZM147 16V17H146ZM145 16V18L147 19V20H150V23L153 25V24H156V20H154V18H153V16H152V14L150 15V14H148V15H146ZM195 16H196V18H195ZM219 16V17H218ZM2 17L0 16V18L2 19ZM197 17H199V18H197ZM206 17H208V20H206L207 18ZM211 17V18H210ZM237 17V18H236ZM244 17V18H243ZM212 20V22L209 24V22L211 21L210 19ZM215 18H217V20L215 19ZM223 20H221V19ZM227 18V19H226ZM232 18V19H231ZM235 18V19H234ZM240 18V19H239ZM247 18V20H245ZM13 19V20H12ZM191 19V20H190ZM243 19V20H242ZM171 20V21H170ZM198 20V21H197ZM204 20V21H203ZM214 20H216V21H214ZM232 20H233V22H232ZM235 20V21H234ZM13 21V22H12ZM203 21V22H202ZM209 21V22H208ZM222 23V25H220V22ZM236 21H237V25H236ZM238 21H240V23L238 22ZM242 21H244V22H242ZM246 21V22H245ZM253 21V20H252ZM149 22V21H148ZM148 22H142V23H144V24H142V23H135V24H137V25H133L136 29H138V31H139V29H145V28H147L148 29V27H151L152 25L151 24H149ZM169 22V23H168ZM208 22V23H207ZM227 24L226 26H224L225 25V23ZM227 22H230V23H227ZM20 23V22H19ZM148 23V24H147ZM174 23V24H173ZM203 23V24H202ZM205 23V24H204ZM206 23H207V25L208 26H206ZM224 23V24H223ZM233 23V24H232ZM171 24V25H170ZM173 24V25H172ZM195 24H196V26H195ZM230 24H232V25H230ZM242 24V25H241ZM255 24V25H254ZM139 25V26H138ZM176 25V26H175ZM190 25H192V26H190ZM203 25H204V27H203ZM211 25H212V27H211ZM218 25H219V27H218ZM233 25H235V26H233ZM241 25V26H240ZM248 26V27H246V26ZM146 26V27H145ZM160 26V27H161ZM223 26V27H222ZM231 26V27H230ZM254 26V27H253ZM159 27V28H160ZM194 27V28H193ZM210 27V28H209ZM214 27V28H213ZM225 27L226 28H228V29H225ZM230 27V28H229ZM233 27V28H232ZM241 27L243 28V30L241 29ZM170 28V29H169ZM178 28V29H177ZM192 28V29H191ZM209 28V29H208ZM212 28H213V30H212ZM221 28V29H220ZM237 28V29H236ZM245 28H246V30H245ZM252 28V29H251ZM173 29V30H172ZM205 29H207V30H205ZM211 29V30H210ZM218 29H220V31L218 30ZM222 29L224 30V33H221V32H223L222 31ZM239 29V30H238ZM183 30V31H182ZM205 30V31H204ZM209 30V31H208ZM242 30V31H241ZM244 30H245V33H244ZM256 30V31H255ZM257 30H259V31H257ZM178 31V32H177ZM198 31V32H197ZM207 31V32H206ZM227 31V34L225 33ZM240 31V32H239ZM247 31V32H246ZM263 31V32H262ZM169 32V33H168ZM172 32V33H171ZM198 34H197V33ZM202 34H201V33ZM206 32V34H204ZM228 32L230 33L229 35H228ZM238 32V33H237ZM126 33V32H125ZM191 33V34H190ZM253 33V34H252ZM256 33H258V35H256ZM262 33H263V35H262ZM137 34V33H136ZM202 35V37H201V35ZM208 34H209V36H208ZM224 34V35H223ZM233 34H235V35H233ZM241 34V35H240ZM245 34H246V36H245ZM255 34V35H254ZM127 35V34H126ZM164 35V36H163ZM179 35H181V36H179ZM189 37V36H191V37H187V36ZM193 35V36H192ZM198 35H200L199 37H198ZM231 35H232V37H231ZM243 35V36H242ZM135 36V35H134ZM177 36V37H176ZM195 36V37H194ZM211 36V37H210ZM222 36V37H221ZM240 36H242V37H240ZM258 36V37H257ZM142 36H140V38H141ZM196 37H197V39H196ZM201 37V38H200ZM205 37V38H204ZM229 37V38H228ZM243 37H246V38H243ZM249 37V38H248ZM192 38V39H191ZM209 38V39H208ZM241 38V39H240ZM254 38V39H253ZM256 38V39H255ZM189 39H191V40H189ZM194 39V40H193ZM198 39H200V41L198 40ZM205 39V40H204ZM210 39H211V41H210ZM214 39H216V40H214ZM245 39V40H244ZM247 39V40H246ZM249 39V40H248ZM251 39V40H250ZM156 40V41H155ZM202 40V41H201ZM208 40V41H207ZM213 40V41H212ZM252 40H253V43H252ZM255 40V41H254ZM193 42V43H192ZM197 42V43H196ZM204 42H206V43H204ZM211 42V43H210ZM214 42V43H213ZM249 42V43H248ZM169 43H171V41L169 42ZM208 43H209V45H208ZM194 44H195V46H194ZM247 44H249V45H247ZM171 45V44H170ZM207 45V46H206ZM246 45V46H245ZM256 45V46H255ZM250 46L252 47L251 49L253 50H251L250 49ZM255 46V47H254ZM210 47V48H209ZM245 47L247 48V50L245 49ZM249 47V48H248ZM256 47H257V49H256ZM207 48H209V50L207 49ZM255 50H254V49ZM180 49V47L178 48V50ZM186 49H188V50H186ZM204 49H205V52L207 53H205L204 52ZM248 49L250 50V51H248ZM261 49V51L262 52H260V53H258L259 54V56L260 57H263V59H264V42H263V45L262 46H260V48H259V50ZM203 51V52H202ZM210 52H211V54H210ZM252 52H254V53H252ZM199 53H200V55H199ZM247 53V54H246ZM262 54V55H261ZM245 55V56H244ZM205 56V57H204ZM209 58H208V57ZM244 56V57H243ZM243 57V59H241ZM246 57V58H245ZM238 59V60H237ZM248 59V60H247ZM208 63H206V62ZM214 61V62H213ZM210 62V63H209ZM232 62V63H231ZM217 63V64H216ZM242 63V64H241ZM220 64H222L221 66H220ZM216 66V67H215ZM217 66H219L218 68H217ZM224 68H223V67ZM222 67V68H221ZM236 67V68H235ZM229 68V69H228ZM233 68V69H232ZM225 69H228V70H225ZM231 69V70H230ZM220 70V71H219ZM223 70V72H221ZM233 70V71H232ZM216 72V73H217ZM227 74H226V73ZM228 72H229V74H228ZM232 73V74H231ZM238 73V74H237ZM204 74V73H203ZM205 75V74H204ZM226 75V76H225ZM228 76H229V78L230 79H228ZM231 76V77H230ZM224 77V78H223ZM233 77V78H232ZM235 77V78H234ZM237 77V78H236ZM238 77H239V81L237 80L238 79ZM223 78V82L221 81V79ZM225 79H227V80H229V81H227V84H228V82H229V84L227 85L226 84V80ZM234 79L235 80H237L238 81V83L236 84V82L237 81H235V83H232V82H234ZM74 80H75V82H74ZM81 80L82 79H74V78H72V80H70L71 81V83L74 85V84H76V87H79L80 85H81ZM232 82H231V81ZM79 81V82H78ZM223 83V84H222ZM239 85V86H238ZM264 86V85H263ZM262 85L260 86V87H256V90H254L255 91V93L257 94V92L256 91H258V94H259V96H260V99H261V101H259V107H255V109H253L252 110V112L253 113H250L251 112V110H250V112L248 111V113H249V117L248 116H245V118H241V119H238V118H236V117H238V116H236L235 117V122H238V121H240L241 120V122H244L247 118L248 119H250L251 117H253L254 115H256V113H257V119H259V121H257L256 119H255V117H253L254 118V120H256V121H254L253 119H250V120H246V122H245V124L247 123V124H249L248 126H256V128H254L253 126V128L251 127V129H248L247 130V135H244V134H242L243 133V130H241V131H239V132H227L226 130H222L221 128L222 127H220L219 129H221V130H217L216 131V129L218 128V127H216L215 129H213L212 131H214L215 130V136H213L214 138H213V144H211V145H206L207 147H209L208 149L206 148V146H205V144H204V139L205 138H203V136H202V138H203V141L202 140H200V139H202L201 137L199 138L198 137V139H196V137H197V135L195 134V139L196 140H191V137H190V134L192 133V137L194 138V134H193V129H194V127H193V123H196L195 121H192L193 123H192V126L191 127H193V129H192V131H191V133L190 134H186L187 133V131H190L189 129L187 130V128H188V126H187V128H185L184 129V131H186L185 132V135H188V136H186V137H184V135L182 136V133H184L183 131H182V129L180 128V126L182 125L181 123H184V120L183 119H181V121L183 120V122H181V123H179L180 121H177L178 122V124H180V126L177 124V126L176 127H178L179 126V128L181 129V131L179 130V128H178V130H179V134H180V137H181V140H180V138H178V136H179V134L177 133V135H176V132L178 131H176V129L174 130L171 126H173V124H172V122H170L169 120H170V116H165V115H167V113L168 114H171V116H174L172 113H171V111L169 110L168 112H167V110L166 109H164L161 113L162 114H165V115H162V117H164V119L166 118V120H163V118H162V120L160 119V121H159V119L158 120H155L154 122H155V124H156V122H158L157 123V125H159L160 126V124L162 123H167V125H168V127H167V130L168 131H170V130H172L174 133H175V136H176V138L178 139V142H180L179 144H181V142H182V145H185V147H183V148H185L186 150V153H184L183 152V148H181L180 147V151L178 150L179 149V144H177L178 142L176 141H173V140H171V141H173V143L174 144H176V145H174V144H170V145H167V144H165L166 142H169L170 140V137H171V139H174V140H177V139H175V136L173 137L172 136V134H174L172 131H170L169 133L167 132H165V128L166 127H164L163 128V126H165V125H162V127H159L160 129H158L159 130V136H157L158 134H156L157 132H158V130H156V133H153V134H151L150 133V137L148 136H146V139L147 138H150L149 140L147 139H144L143 138V136H141L139 139L140 140H142V141H144V140H146V141H144V143L142 144V142L140 141V140H138V143H135L134 142V138H133V136L134 135H132L131 136V133H130V135L128 134L129 132H127L126 133V129H124V127L121 129V127H119L118 128V131H119V134L118 135H113V137H115V142H114V147H115V153H114V156H116V157H118V158H120V157H125V156H132V157H134L135 158V165L137 164V166H138V170H139V172H140V175H142V178H140V179H137V180H135V181H137V182H139V183H141L142 185H141V187H139V189H137V188H135V189H129V190H127V189H125L124 191H123V194L121 195V197H123L122 199H120L119 197H117V198H119L118 199V201H119V203H117V205L116 204H114V206H113V204H111V205H108L107 204V202H109V201H111V200H113V198L112 199H108L107 201L104 199V200H96V202L94 201V202H92L93 203V205H95L94 207H91V209L88 211V213H87V211L85 212L83 209L81 210V208H79V209H75V208H64V209H60L62 212H64L65 214H63V213H61L59 210H58V212L60 213H58L57 215L59 216V217H61V218H56L57 217V215H55L54 216V221H53V224L55 225L56 223H60V222H62V224L65 226H63L62 224H60L59 226H57V227H55V226H53V224H52V226L53 227H55L56 229L58 228H61V226H62V228L64 229V228H66L67 226V229H66V231H65V229H64V231H63V229H62V231L64 232L63 233V236H62V234L60 233V234H58V236H57V234L56 233H59V231H61L60 229H59V231H57V230H55V229H53V227H52V229H51V227L50 228H48V227H41V226H39L36 230H35V233L36 234H34L33 235V237H32V239H29L27 242H29V244H27V245H24V247L25 248H22L21 250H22V255L18 258V257H10V258H8V257H5V256H2V255H0V264H83V262H84V264H122L123 263V261H124V263L123 264H185V263H187V264H264V251H263V249H264V239L263 238H260V237H258V235L256 234V231H255V229L253 228V229H251V231H250V234H251V236H252V238H253V240L251 239V237H250V241L246 244V245H244V246H237L236 244H234L233 242H232V240L230 239H228V240H226V241H222V239L219 237V233H220V230H219V228H217L216 226H214V225H208V227L206 226V229H207V231L208 232H206V229H205V227H201L200 226V228L198 229L196 226H199L198 224L196 225V223L194 222V220H196V218H197V215L195 214V213H193V212H191V211H189L188 209H186L185 207H184V205H183V202H182V199L180 198V191L177 189V187L176 186H178L179 185V182L182 180V181H186V179H188L187 181H191L193 178L192 177H194V174L196 173L194 170L196 169V167L195 166H200L199 167V170H202V169H204V171L206 170L207 172L208 171H213L214 173L212 174V176L210 177V176H206V175H204V178H203V180L207 183L208 181V185L209 186H211L210 187V190L212 191V193H216V195H217V197H219V199L221 200V201H223L224 203H226V205H232L233 203H235L236 201H238L237 199V197H238V195H236L237 194V190L235 189V188H238L237 187V185L238 184H240V179H238L237 178V176L235 175V174H238V173H236V172H234V174H233V172H231V171H229V169H228V167H227V165H228V163H229V161L227 160V157H228V153H231V154H235V152L236 151H239V150H241V151H245V150H251V155H252V160H249V161H247V162H241V163H236V162H233V164H235V165H242L243 167H241L240 166V168L242 169H246L247 170V175L251 178L250 179V181H254V182H252V183H256V184H258V185H260L259 187H261V192L259 193V196H258V198L261 200L260 202H262L261 204H262V207L264 208V177H263V179H261L262 177H260L262 174H260V176H258V175H256L257 174V171H258V169H260V167H264V161H259V158L258 157H261V156H264V143H254L253 142V140H256V138L257 139H259V138H261V139H263L264 140V110H261V108L262 109H264V107H260V105L262 106V102H263V106H264V87H263ZM220 88V87H219ZM58 89V88H57ZM85 89V88H84ZM55 88H53V90H50V91H52V92H55L54 93V95L53 94H46L45 96H43V97H40L38 100H36V99H34L33 100V102H32V104L30 105V107H31V109H33V111H35L32 115H30V116H26V117H24V118H22V120L20 121L21 122V124L20 123H15V125L13 126V128L15 127V126H22L23 128H22V130L20 131V133H21V136H20V138L21 139H28L27 137H29V138H36L38 141L35 143V145L33 144H31V145H29V146H27V147H24V150H23V152L24 153H22V157H23V161H21V163H23V165L21 164V163H17L16 161H13V163L10 161L11 159H13L14 158V156H9L8 154H7V148L9 147V146H5V139H3V138H1L2 136H0V198H1V194L6 190V189H8V187H6L7 185L4 183V181H5V179H7L8 177H10L11 175H14V173H15V171H18L19 169H20V167L21 166H28L29 164H28V161H26V159L28 160V158L29 159H31L33 156H34V154L35 155H40V157H41V159H42V157H43V159H42V161L46 164V167H44L43 166V164H37L36 166L35 165H29L30 167H31V169H30V167L28 168V172H25V177H27V178H30V174L31 175H34L35 177H38L36 180H35V186H39L41 183H46V184H48L49 182H51V181H53L54 179H55V177H56V180L55 181H68V182H71V181H75L76 180V178L74 177V174L75 173H73V168H76L77 167V165H79V163H80V159H81V157L79 156L80 155V151H78V150H80V148H81V146L85 143V142H87L88 141V138L89 139H91V138H93V140H98V138H101V137H103V138H105V137H109V135L107 134V132H108V128H109V125H110V123L108 122V120L106 119V114L105 113H107V114H109V115H112L111 117H113V115L116 117V121H117V123L119 124V126L120 125H122V126H124L123 125V117L125 116V112L124 111H126L127 110V108L131 105V101H129V99L128 98H125V97H123V99H122V97L121 96H119L118 97V94L120 93H118V94H115V92L114 91H112V90H105V89H101L98 93H90L89 94V92H85V93H80L79 95H77L71 102H67L66 104H59L60 103V101L61 100H63L64 99V95L66 94V93H68V89L66 90H63L64 92H62V91H58V90H55ZM82 90H83V88H82ZM111 91V92H110ZM254 91H253V93H254ZM58 92V93H57ZM61 92H62V94H61ZM106 92V93H105ZM107 92H108V94H107ZM4 94H6L5 92H3ZM2 92L0 93V97H3V96H5L4 94H3ZM58 95H57V94ZM65 93V94H64ZM89 95H88V94ZM101 93V94H100ZM252 93V92H251ZM250 93V94H251ZM64 94V95H63ZM83 94H85V96L83 95ZM94 94V95H93ZM111 95V96H107V95ZM113 94V95H112ZM48 95V96H47ZM51 95V96H50ZM60 95V96H59ZM98 96L99 95V97H96V98H98V99H96V101H98V103L97 102H95V97H94V99H93V97L91 98L90 96ZM102 97H101V96ZM57 96V97H56ZM61 96H62V98H61ZM79 96V97H78ZM45 97H47V98H45ZM50 97H52V98H50ZM53 97H54V99H53ZM60 97V98H59ZM55 98H57L56 100H55ZM79 98V99H78ZM81 98V99H80ZM89 98V99H88ZM110 98V99H109ZM117 98V99H116ZM120 100H119V99ZM257 98H259V97H256V99ZM41 99V101H39ZM49 99H51V100H53V102H54V105L55 106H52V107H49V106H47V108H45L46 106H41V104L43 105V103H45L47 100H49ZM113 99V100H112ZM260 99H257V100H260ZM45 101V102H43V101ZM65 100V99H64ZM94 102H93V101ZM108 100H109V102H108ZM111 100H112V102H111ZM119 100V101H118ZM36 101H37V103L38 104H40V107L38 106V105H36L37 103H36ZM57 101V102H56ZM106 101V102H105ZM115 101V102H114ZM118 101V102H117ZM41 102V103H40ZM43 102V103H42ZM87 102V103H86ZM92 102V104H99V102H103V103H100L102 106H103V108L101 107V105L98 107V109H96V110H93V111H91V112H89L88 114H80V115H78V112L79 113H81L82 112V110H83V107L85 108L89 103H91ZM24 103L26 104V102L25 101H22V105L24 106ZM33 103L35 104V106L33 105ZM58 103V104H57ZM75 103V104H74ZM83 103H86V104H83ZM106 103H108V104H106ZM115 103H118V105L117 104H115ZM120 103V104H119ZM68 104H70V105H68ZM81 104H83V105H81ZM91 104V105H92ZM115 106H114V105ZM76 105V106H75ZM165 105H167V104H165ZM36 106H38V108L36 107ZM57 106V107H56ZM66 106H68V107H66ZM74 106V107H73ZM106 106V107H105ZM114 106V107H113ZM34 107V108H33ZM42 107V108H41ZM49 107V108H48ZM64 107V110L62 109ZM70 107V108H69ZM76 107H77V109H76ZM117 107V108H116ZM41 108V109H40ZM56 108H57V110H56ZM67 108H69V109H72V111L71 112H73V111H78V109H80L78 112H74L75 114H73V113H71L70 112V110L69 109H67ZM75 110H74V109ZM111 108V109H110ZM166 108H168L167 106H166ZM259 109V110H257V109ZM13 109V114H23V112H22V108L20 109V108H16V107H14V108H12ZM20 109V110H19ZM47 109V110H46ZM52 109V110H51ZM56 110V112H55V110ZM65 109H67V111L65 110ZM112 109L114 110L113 112H112ZM17 110H18V112H17ZM43 110V111H42ZM44 110H46V112L44 111ZM49 110H51V111H49ZM104 110H106V111H104ZM111 110V111H110ZM259 111V112H257V111ZM21 111V112H20ZM38 111V112H37ZM97 111H98V113H97ZM104 111V112H103ZM109 113H108V112ZM116 111V112H115ZM165 111V112H164ZM256 111V112H255ZM262 111H263V113H262ZM20 112V113H19ZM59 112H62V113H59ZM63 112H64V114H63ZM84 112V111H83ZM94 112V113H93ZM112 112V113H111ZM262 114H261V113ZM38 113V114H37ZM45 113V114H44ZM93 113V114H92ZM97 113V114H96ZM102 113V114H101ZM104 113V114H103ZM174 113V112H173ZM248 113L246 114V115H248ZM260 113V114H259ZM51 114H52V116H51ZM61 114V116H59ZM66 114H68L67 116H66ZM90 114H92V115H90ZM100 114V115H99ZM115 114H117V115H115ZM250 114H252L253 116H251ZM39 115V116H38ZM43 115H44V117L46 116V115H48V116H46V118H49V119H46V118H43ZM54 115V116H53ZM57 115V116H56ZM75 115V116H74ZM84 115V117L82 118V116ZM91 116L90 118H87V117H89V116ZM95 115V116H94ZM97 115V116H96ZM98 115L100 116V117H98ZM176 115L178 116V117H180L181 116V118L183 117L184 119L188 116L189 117V115H184V116H182V115H178V114H175V117H176ZM190 115H192V114H190ZM206 115V116H205ZM205 115H203L202 114V117L203 116H205L204 118H206L207 119V117H209V116H207V115H209V114H205ZM215 115V114H214ZM220 114H218V117L220 118H218L217 117V115H216V117L219 119L218 121L220 122V126L222 125L221 124V122L223 123L224 121H223V119H222V121H220L221 120V118H222V114L219 116ZM224 115V114H223ZM261 115H262V117H261ZM35 116V117H34ZM42 116V117H41ZM81 116V117H80ZM103 116V117H102ZM122 118H121V117ZM194 116H196V115H194ZM198 116V115H197ZM199 116H201V114H199ZM251 116V117H250ZM22 117V116H21ZM30 117V118H29ZM34 117V118H33ZM41 117V118H40ZM54 117V118H53ZM56 117H57V119H56ZM102 117V118H101ZM114 117V118H115ZM175 118V120H178V119H180V118ZM192 118H194L193 116H191ZM190 117V118H191ZM213 117H215V116H213ZM226 117V114L224 115V117L223 118H225ZM228 117V116H227ZM226 117V118H227ZM230 117H232V119L231 120H233L234 121V116H229L228 117V119L230 118ZM36 118H40V119H36ZM52 118V119H51ZM75 118V119H74ZM85 118V119H84ZM120 118V119H119ZM167 118H169V120H167ZM189 119L188 121H190L189 123H190V125H191V120H193V119ZM197 118V117H196ZM216 118V119H217ZM261 118H263V120L261 119ZM3 119V118H2ZM23 119H25L26 121H23ZM46 119V120H45ZM70 119V120H69ZM84 119V120H83ZM87 119V120H86ZM90 119V120H89ZM119 119V120H118ZM206 119H204V121H206ZM213 119H215V118H213ZM245 119V120H244ZM31 120V122H33V123H31V122H29ZM39 120V121H38ZM72 120V121H71ZM80 120V121H79ZM86 120V121H85ZM107 120V121H106ZM121 120V121H120ZM172 120H173V117H172ZM171 120V121H172ZM175 120H173V122L175 121ZM186 120V119H185ZM194 120H195V118H194ZM200 120H203V118H201L200 117ZM199 120V117L197 118V120L196 121H200ZM242 120H244V121H242ZM253 120V121H252ZM40 121H42V122H44V124H42ZM47 121V122H46ZM48 121H50V123L48 122ZM52 121H55V122H52ZM188 121H185L186 123H188ZM216 122L215 120L213 121V123L216 125V126H218V124H216V123H219V122ZM225 121H226V119H225ZM262 121V122H261ZM22 122H24L23 124H22ZM26 122V123H25ZM81 122V123H80ZM176 122V123H177ZM208 122V121H207ZM249 122V123H248ZM251 122H253V123H251ZM28 123V124H27ZM31 123V125H29ZM36 123H38V124H36ZM48 123V124H47ZM51 123H52V125H51ZM121 123V124H120ZM165 123V124H166ZM175 123V124H176ZM185 123V124H186ZM188 123V124H189ZM199 123V122H198ZM198 123H196V124H198ZM250 123H251V125H250ZM255 123H256V125H255ZM258 123V124H257ZM260 123H262V127H261V124ZM6 124V123H5ZM27 124V125H26ZM42 124V125H41ZM46 124V125H45ZM107 124H108V126H107ZM154 124V125H155ZM185 124H183L184 126H185ZM213 124V125H214ZM244 124V123H243ZM243 125V126H247V124L246 125ZM35 125V127H33ZM38 125V126H37ZM40 125V126H39ZM62 125V126H61ZM156 125V126H157ZM208 125H210V124H208ZM257 125L260 127V128H262V129H259V127H257ZM24 126H26L27 127V129H26V127H24ZM175 126V125H174ZM247 126V127H248ZM38 127V128H37ZM40 127H42V129L40 128ZM44 127H46V128H44ZM48 127V128H47ZM49 127H50V129H49ZM54 127V128H53ZM182 128H183V126H181ZM186 127V126H185ZM190 127V128H191ZM196 127V129H197V125L195 126ZM24 128H25V130H27V131H23L24 130ZM33 128V129H32ZM212 128H214V126L212 127ZM258 128V129H257ZM37 129V130H36ZM44 129V131H40V130H43ZM45 129L47 130V131H45ZM121 129V130H120ZM161 129H164L163 131L161 130ZM196 129H194V130H196ZM256 129V130H255ZM161 130V131H160ZM24 132V134H23V132ZM126 133V134H124V132ZM200 130H198V135L200 136V135H202V134H206L207 132H206V130H204V132L203 133H200L199 132ZM4 132H8V130L6 131V130H0V134L1 133H4ZM27 132V133H26ZM172 132V133H171ZM196 132V131H195ZM194 132V133H195ZM12 133H14V131L12 130ZM37 133V134H36ZM122 133V134H121ZM189 133V132H188ZM197 133V132H196ZM27 134V135H26ZM28 134H29V136H28ZM31 134V135H30ZM34 136H33V135ZM42 134V135H41ZM125 136H124V135ZM155 134H156V136H157V138H156V141L158 142V145H157V147L159 148V146L160 147H162L161 149H163V147H164V154H163V152L161 153V151L159 150V151H157V152H153L154 150V148L153 147H155L156 148V145H154V144H156L157 142L155 141V139L153 138L154 136H155ZM161 134V135H160ZM164 134V135H163ZM217 134V135H216ZM23 135H25V136H23ZM107 135V136H106ZM169 135H171L170 137H169ZM43 136V137H42ZM121 136H122V138H121ZM126 136H128L129 137V139H128V141L130 140L132 143H133V145L135 144V146L137 147V149H139L140 147H141V149H139V150H137L136 148H134V146L132 145V143H131V145H130V141L128 142L127 140L125 141V140H123V139H126ZM151 136H153L152 137V139L154 140H152L151 139ZM205 136V135H204ZM210 137L208 134L205 136V137ZM70 137H74V138H72V139H77V140H79L80 142H79V145H74V144H66L65 145V139L66 138H70ZM91 137V138H90ZM125 137V138H124ZM127 137V138H128ZM132 137V139H130ZM145 137V136H144ZM158 137H161V138H159V139H161V140H159L158 139ZM162 137H163V140L164 139H166V140H164L165 142H163V140H162ZM166 137V138H165ZM184 137V138H183ZM190 139H189V138ZM252 137V138H251ZM121 138V139H120ZM144 140H143V139ZM192 138V139H193ZM211 138H212V136H211ZM249 138H251V139H253L251 142H249L250 141V139ZM120 139V140H119ZM136 139V138H135ZM183 139H189V141L188 142H191V143H187L185 140H183ZM209 139V138H208ZM245 139H248V140H245ZM124 141V143H126V144H124L123 143V141ZM169 140V141H168ZM207 140V139H206ZM243 140V141H242ZM244 140H245V142H244ZM39 141H41V143L39 142ZM155 142L153 145L151 144L152 142ZM159 141H161V142H159ZM170 141V142H171ZM183 141H184V143H183ZM194 141V142H193ZM197 141V144L199 143L198 141H200V143L199 144H202L201 146H203V148L204 149H206L207 151L208 150H210V152H208L209 154H211L212 155V153H213V150L215 149V147H216V149L218 148V149H220L221 150V161H219V162H206V164H205V162H203V163H199V162H196V163H198L197 165H196V163H195V161H190V159L191 158H196L199 154H200V156L202 155V153H203V151L202 150H204L203 148L201 149V147L199 146H197L196 145V142ZM209 141V140H208ZM207 141V142H208ZM246 141H248V142H246ZM42 142H44V143H42ZM55 142H60L61 143V146L60 147H54V143ZM105 142H106V140L105 139H103L102 140V143H101V145H103V144H105ZM120 142H122V143H120ZM146 142V143H145ZM150 142V143H149ZM206 142V141H205ZM207 142H206V144H207ZM210 142H212L211 140H210ZM243 144H242V143ZM38 143V144H37ZM64 143V144H63ZM149 143V144H148ZM193 143H195V144H193ZM241 143V144H240ZM252 143H254V144H252ZM41 144H43V145H41ZM124 144V145H123ZM129 144V145H128ZM161 144V145H160ZM186 144H189V145H186ZM196 145V148L194 147V146H191V145ZM261 144H263V145H261ZM124 147H123V146ZM132 146L133 147V149H131V147L130 148H128V146ZM140 145H143V146H140ZM144 145H145V147H144ZM147 145H152L151 147H149V146H147ZM165 145V146H164ZM175 146V147H173V146ZM213 145V146H212ZM34 147V148H32V147ZM41 146V147H40ZM72 146V147H71ZM127 146V147H126ZM140 146V147H139ZM147 146V147H146ZM171 146L173 147V148H171ZM176 146H177V149H175L174 150V148H176ZM190 146V148L188 149L187 147H189ZM205 146V147H204ZM210 146H212V147H210ZM260 146H262V147H260ZM43 147V148H42ZM120 147H122L125 151H122L121 152V150H123L122 148L120 149ZM144 147V149H142ZM165 147H166V149L168 148L169 149V151L167 150L166 151V149H165ZM192 147H194L195 148V150L192 148ZM201 150H199L198 148ZM10 148V147H9ZM12 148V147H11ZM36 148H37V150H36ZM152 148V149H151ZM158 148H156V149H158ZM193 149V151H192V149ZM213 148V149H212ZM53 149V150H52ZM146 149H150L149 151H146V153L145 152H143V151H145ZM160 149V148H159ZM191 149V150H190ZM196 149H198V151H196ZM212 149V150H211ZM244 149V150H243ZM26 150V151H25ZM138 151V152H136L137 154H134L135 153V151ZM141 150V151H140ZM143 150V151H142ZM151 150H153L152 151V153L150 152ZM170 150H172V152H170ZM188 150H190V152H187ZM128 151L130 152V153H128ZM132 151V152H131ZM173 151H175V152H173ZM200 151V153L197 155V154H192V152L193 153H195V152H199ZM207 151H205L206 153H207ZM38 152V153H37ZM44 152V153H43ZM53 152V153H52ZM142 154H141V153ZM151 153V154H148L147 155V153ZM165 152H167V154L165 153ZM169 152V153H168ZM177 152V153H176ZM182 152H183V156H182ZM204 152V153H205ZM240 152V151H239ZM25 153H27V154H25ZM31 155H30V154ZM40 153V154H39ZM122 153V154H121ZM158 153H159V155H160V153L162 154V155H164V156H162V159L160 158V160H162V161H160V160H154V159H158L157 157H159L158 156ZM172 153L174 154V155H172ZM24 154H25V156H24ZM77 154H79V155H77ZM101 154H104V156L105 155H107L104 151H103V149H101V148H98L96 151H95V153L93 154V155H89V154H87V156L89 155L90 156V158H99V157H101ZM124 154V155H123ZM130 154V155H129ZM138 154H141V155H138ZM154 154H156L157 155V157L156 158H154L155 156H154ZM170 156H169V155ZM176 154V155H175ZM179 154V155H178ZM186 154H188V156L186 155ZM208 154V155H209ZM18 155V154H17ZM29 155V156H28ZM64 155V156H63ZM123 155V156H122ZM134 155V156H133ZM135 155H137L136 157L139 159V161L137 162V158L135 157ZM191 155V156H190ZM3 156H5L4 158H3ZM27 156V157H26ZM60 156H62L61 158H60ZM77 157V160H79V161H77L76 160V157ZM95 156H97V157H95ZM146 156H150L149 158L148 157H146ZM165 156H166V158H165ZM185 156H186V158H187V160H181V158H185ZM192 156H194V157H192ZM196 156V157H195ZM199 156V157H200ZM69 157V158H68ZM74 157V158H73ZM78 157H79V159H78ZM140 157H142V158H140ZM143 157H144V159H143ZM147 159H146V158ZM151 157H153V158H151ZM179 159H177V158ZM191 157V158H190ZM11 158V159H10ZM26 158V159H25ZM55 158V159H54ZM61 160H60V159ZM150 158L152 159V162H150L149 163V165L150 166H148V162L149 161H151L150 160ZM169 158V159H168ZM176 158V159H175ZM3 159V160H2ZM54 159V160H53ZM56 159H58L57 161H55ZM75 161H74V160ZM141 159H143V160H141ZM170 159H172L171 161H168V160H170ZM8 160V161H7ZM149 160V161H148ZM175 160V161H174ZM176 160H178L177 162H176ZM74 161V162H73ZM140 161H144V162H140ZM148 161V162H147ZM156 161V162H155ZM164 161V162H163ZM165 161H167V162H169L168 163V165H171V163H173L172 165L173 166H169L170 168H168L167 166H166V164H167V162H165ZM182 162V165H181V163L180 162ZM187 161V162H186ZM11 162V163H10ZM142 163V165L140 164V163ZM157 162H159V164H161V165H159ZM183 162H184V164H183ZM262 163V164H260V163ZM15 163V164H14ZM26 163V164H25ZM30 163V162H29ZM75 163V164H74ZM143 163H144V165H143ZM175 163V164H174ZM176 163H180V164H177V167H176ZM187 163V164H186ZM189 163V164H188ZM258 163H259V168L257 169V166L256 165H258ZM12 164V165H11ZM14 164V165H13ZM21 164V165H20ZM67 164H69V165H67ZM72 164V165H71ZM94 164V163H93ZM191 164H192V168H191ZM201 164H202V169H201ZM210 164V165H209ZM107 165H109V163L108 162H103V163H99V166H102V169H105V167H107ZM149 167H147V166ZM153 165H155L156 167H153ZM175 165V166H174ZM194 165V166H193ZM203 165H205V166H207L206 168L203 166ZM212 165V167H210V169H208L207 170V168H209V166H211ZM16 166V167H15ZM142 166V168L140 169V167ZM145 166V167H144ZM161 166L164 168V169H162L161 168ZM188 166H190V168L191 169H193V170H191V169H188ZM5 169H4V168ZM11 167V168H10ZM14 167V168H13ZM145 168V170H150V172L149 171H145L144 170V168ZM159 167V168H158ZM175 167H176V171L179 173V174H181V173H183V174H181L182 176H183V178L179 175V174H177V172H175ZM184 167H186V168H184ZM195 169H194V168ZM263 167H262V169H263ZM34 168V169H33ZM70 168V169H69ZM150 168H152V169H150ZM157 170H156V169ZM160 168H161V170H160ZM166 168V169H165ZM171 168H172V170H171ZM178 168H181V169H179L178 170ZM183 168V169H182ZM211 168H213L212 170H211ZM167 169L169 170L170 169V171H167ZM236 169V168H235ZM239 169V168H238ZM244 169V170H245ZM262 169H260V170H262ZM142 172H146L145 174L146 175H144V173H142ZM174 170V171H173ZM181 170V171H180ZM186 170H187V173H185L186 172ZM191 171V173L190 172H188V171ZM30 171V172H29ZM151 171H154V172H151ZM159 171H161V172H159ZM165 171V172H164ZM65 172H66V174H68V175H65ZM165 174H164V173ZM167 172H169V174L170 175H168V174H166ZM173 172V173H172ZM195 172V173H194ZM51 173H58L57 175H55L54 177H50V174ZM148 173V174H147ZM150 173H152V174H150ZM161 175H160V174ZM189 173V174H188ZM26 174H29V175H26ZM71 174H73V175H71ZM150 174V175H149ZM159 174V175H158ZM163 174V175H162ZM198 174H199V172H198ZM63 175V176H62ZM154 175V176H153ZM156 175V176H155ZM192 175V176H191ZM29 176V177H28ZM60 176V177H59ZM62 176V177H61ZM145 176H146V178H145ZM163 176V177H162ZM172 176V177H171ZM173 176H177V177H174L173 178ZM189 177V178H187V177ZM206 176V177H205ZM58 177V178H57ZM72 177V178H71ZM152 177V179H150ZM159 177H161V178H159ZM165 177H169V178H167V180L169 181V182H167V180H166V178ZM190 177H191V179H190ZM210 178V179H208V178ZM255 177V178H254ZM257 177V178H256ZM54 178V179H53ZM73 178H75V179H73ZM144 178V179H143ZM156 178H159L158 180H160V181H157V179ZM178 179V181H177V179ZM235 178H237V180L239 181V183H238V181H236V179ZM68 179V180H67ZM147 179H148V181H147ZM154 179V180H153ZM163 181H162V180ZM166 181H165V180ZM171 179V180H170ZM257 179V180H256ZM260 179V180H259ZM138 180H140V181H138ZM144 180H145V182H147L146 184H148V186H150V187H147V185L145 184V182H144ZM150 180H151V182L153 183L152 185H154V183L156 184L157 182H159V185H158V183H157V186L156 185H154V191H153V189H152V187H151V182H150ZM200 180H202V178H200ZM202 180V181H203ZM259 180V181H258ZM263 180V181H262ZM34 181V180H33ZM143 181V182H142ZM174 181V182H173ZM178 182V183H176V182ZM262 181V182H261ZM148 182H150V184L148 183ZM171 182V183H170ZM211 182V183H210ZM261 182V183H260ZM162 183V184H161ZM168 183V184H167ZM176 183V184H175ZM235 183V184H234ZM263 183V184H262ZM144 184V185H143ZM164 184V185H163ZM165 184H167V185H165ZM178 184V185H177ZM34 185V184H33ZM146 185V186H145ZM170 185V186H169ZM175 185V186H174ZM142 186H144V187H142ZM162 186H164L163 188H162ZM168 186V187H167ZM239 186V185H238ZM166 187V188H165ZM145 188H146V190H145ZM148 188V189H147ZM157 188V189H156ZM159 188V189H158ZM161 188V189H160ZM174 188V189H173ZM3 189V190H2ZM143 189V190H142ZM150 189H152V191L150 190ZM164 191H163V190ZM168 189H171V190H168ZM130 190H132V191H130ZM134 190H136V191H134ZM138 190V191H137ZM157 190V191H156ZM176 190H178V191H176ZM34 191V190H33ZM129 191V192H128ZM125 192V193H124ZM133 192V193H132ZM143 192H144V194H143ZM152 192V193H151ZM174 192V193H173ZM137 193H138V195H137ZM167 193H168V195H167ZM126 194V195H125ZM128 194V195H127ZM130 194V195H129ZM140 194V195H139ZM143 194V195H142ZM149 194H151V195H149ZM155 196H154V195ZM160 194V195H159ZM166 194V195H165ZM261 194V195H260ZM172 197H171V196ZM262 195H263V197H262ZM128 196H130V197H128ZM152 196H154L153 198H154V200H153V198H152ZM169 196V197H168ZM174 196H175V198H174ZM125 197H127V198H125ZM133 197V198H132ZM140 197V198H139ZM143 197V198H142ZM165 197V198H164ZM171 197V198H170ZM262 197V198H261ZM116 198V197H115ZM114 198V199H115ZM142 198V199H141ZM161 198H162V200H161ZM166 198H167V200H166ZM169 198V199H168ZM123 199H125L124 201H123ZM127 199V200H126ZM146 199V200H145ZM160 199V200H159ZM172 199V200H171ZM177 199V200H176ZM236 199V200H235ZM121 200H122V202H121ZM142 200V201H141ZM176 200V201H175ZM181 200V201H180ZM56 201H59L58 199L56 200V199H52L51 200V202H56ZM86 201H88V200H79L78 201V203L79 204H82L83 202H86ZM106 201V202H105ZM168 201V202H167ZM25 203L24 204H27V208H26V213L28 212V214L27 215H30V214H32L33 212V210H35L34 212H36L37 211V209L35 208V207H37V206H35L36 204H33V200H32V202H31V200L30 201H24ZM27 202V203H26ZM31 202V203H30ZM114 202V201H113ZM121 202V203H120ZM124 202H125V204H124ZM153 202V203H152ZM159 202V203H158ZM233 202V203H232ZM29 203V204H28ZM100 203V205H102V206H100V205H98ZM178 203V204H177ZM180 203V204H179ZM182 203V204H181ZM230 203H232V204H230ZM122 204V205H121ZM149 204V205H148ZM169 206H168V205ZM115 205H116V207H115ZM119 205V206H118ZM122 207H121V206ZM146 205L148 206V207H146ZM174 205V206H173ZM31 206H33V207H31ZM35 206V207H34ZM41 206H43V204H41ZM107 206V207H106ZM125 206V207H124ZM167 206V207H166ZM170 206H172V207H170ZM176 206V207H175ZM28 207H30V208H28ZM43 207H45V205L43 206ZM115 207V208H114ZM119 208V210H117L118 208ZM121 207V208H120ZM131 207V208H130ZM155 207V208H154ZM170 207V208H169ZM38 208V207H37ZM40 208H42V207H40ZM98 208V209H97ZM104 208V209H103ZM109 208V209H108ZM123 208V209H122ZM147 208H148V210H147ZM170 210H169V209ZM261 207H259V209H260ZM33 209V210H32ZM74 209V210H73ZM176 209V210H175ZM181 209V210H180ZM184 209V210H183ZM78 210H80V211H78ZM102 210V211H101ZM105 210V211H104ZM146 210V211H145ZM166 210H169L168 212H169V214H168V212L166 211ZM172 210V211H171ZM42 211V210H41ZM74 211V212H73ZM78 211V212H77ZM84 211V212H83ZM119 211V212H118ZM121 211V212H120ZM132 211V212H131ZM156 211V212H155ZM164 211V212H163ZM186 211V212H185ZM188 211V212H187ZM31 212V213H30ZM71 213V216H70V213ZM82 212V213H81ZM106 212H108V213H106ZM124 212V213H123ZM161 212V213H160ZM163 212V213H162ZM181 212V213H180ZM73 213V214H72ZM77 213H78V215H77ZM90 213V214H89ZM101 213V214H100ZM118 213V214H117ZM130 214V216H129V214ZM149 213V214H148ZM160 213V214H159ZM164 213H166V214H164ZM82 214V215H81ZM147 214V215H146ZM175 214V215H174ZM66 215V216H65ZM85 215V216H84ZM145 215V216H144ZM162 216V217H160V216ZM164 215H166V217L168 218V216L170 217L171 215H173L172 217L174 218V220H172L173 218L172 217H170V220H167V218L166 217H164ZM168 215V216H167ZM182 215V216H181ZM195 215V216H194ZM65 216V217H64ZM77 216V217H76ZM83 216V217H82ZM87 216V217H86ZM93 216V217H92ZM112 216V218H109V217H111ZM116 216V217H115ZM151 216H152V218H153V220H152V218H151ZM181 216V217H180ZM70 217V218H69ZM77 219H76V218ZM92 217V218H91ZM115 217V218H114ZM118 217V218H117ZM158 218L159 219V217H160V219L159 220H161V221H158V219L157 220H154V218ZM188 217V218H187ZM71 219V220H69V219ZM95 218V219H94ZM99 219V221H98V219ZM131 218V219H130ZM150 218H151V220H150ZM161 218H163L164 220V222H167L169 225V227L170 228H167V230L168 231H164L165 230V227H164V224H163V222H162V219ZM166 218V219H165ZM184 218V219H183ZM82 219V220H81ZM58 220H59V222H58ZM87 220H92L93 222L94 221H96L97 223V227L96 226H92L93 228H95V229H93V231L95 232V230H96V232L95 233H97L96 235H101V237H99L98 239L100 240V247H98V249L96 250H93L94 251V253L92 254H89V253H86L85 254V252H82V251H80L79 249H76V248H72V249H69L70 251H71V253L70 252H68L69 250H66L67 248L65 247V249H64V251L62 250V249H60V247L59 246H61V248H64L62 245H64V244H66L65 246H67V244L69 243V241L68 240H70V238H71V236H72V234H73V236H72V238H71V240L74 238V237H76L75 235L77 234V235H81L80 233H89V232H87V230L89 231V229L88 228H90L91 227V225H89V223L87 222ZM112 220V221H111ZM116 222H115V221ZM165 220H167V221H165ZM178 222H177V221ZM185 220V221H184ZM189 220V221H188ZM55 221H56V223H55ZM64 221V222H63ZM68 221V222H67ZM73 223V224H71V222ZM153 221H155L154 223H153ZM157 221L159 222V224H157ZM172 221V222H171ZM174 221V222H173ZM183 221V222H182ZM79 222V223H78ZM100 222V223H99ZM104 222V223H103ZM112 222V223H111ZM121 222V223H120ZM185 222V223H184ZM194 222V223H193ZM65 223V224H64ZM108 223V224H107ZM120 223V224H119ZM167 223H165V226H167ZM58 224H56V225H58ZM81 224V225H80ZM87 224V225H86ZM104 224V225H103ZM110 224H115L114 226H111V228H110ZM152 224V225H151ZM154 224H156L155 226H154ZM170 224H171V226H172V231L170 230L171 229V226H170ZM106 225V226H105ZM121 225V226H120ZM176 225V226H175ZM185 225H187V226H185ZM71 226V227H70ZM103 226V228H101ZM107 226H109V227H107ZM119 226V227H118ZM160 226H162V227H160ZM78 227V228H77ZM117 227V228H116ZM178 227H179V229H178ZM183 227V228H182ZM40 228V229H39ZM83 228V229H82ZM86 228V229H85ZM101 228V229H100ZM158 230H156V229ZM159 228H161V229H159ZM164 228V229H163ZM188 228V229H187ZM75 229V231H73V230ZM79 229H81V231L79 230ZM104 229H106L105 231H104ZM108 229V230H107ZM114 229V230H113ZM174 229V230H173ZM204 229V230H203ZM44 230V231H43ZM51 230V231H50ZM53 230V231H52ZM163 230V231H162ZM186 231V232H184V231ZM189 230V231H188ZM204 231V233H202L203 231ZM254 230V232H252ZM48 231H50V232H48ZM54 231L56 232L55 233V235H54ZM86 231V232H85ZM99 231H101V232H99ZM196 231V232H195ZM69 232H70V234H69ZM75 232H77V233H75ZM106 232V233H105ZM165 232H166V234H165ZM175 232V233H174ZM184 232V233H183ZM188 232V233H187ZM40 233V234H39ZM45 233H46V235H45ZM103 233V234H102ZM147 233V234H146ZM162 233H163V235H162ZM64 234H66V236L67 235H70V236H68V240H67V238H65L66 236H64ZM159 234V235H158ZM165 234V235H164ZM189 234H190V236H189ZM202 234L203 235H205V236H202ZM13 235V237L15 238L16 236V233H14V234H12ZM12 235H10V237L11 238H13L12 237ZM40 235V236H39ZM42 235V236H41ZM45 235V236H44ZM51 235V236H50ZM59 235H61V237L59 236ZM138 235V236H137ZM173 235V236H172ZM179 235V236H178ZM182 235V236H181ZM186 235H187V237H186ZM44 236V237H43ZM50 236V237H49ZM53 236L54 237H56L57 236V239L55 240V239H53ZM146 236V237H145ZM158 236V237H157ZM171 236V238H173L172 240H171V238H169ZM35 237V238H34ZM59 237V238H58ZM70 237V238H69ZM141 237V238H140ZM161 237V238H160ZM184 237V238H183ZM255 237V238H254ZM61 238H63V240L61 239ZM108 238V239H107ZM158 238V239H157ZM164 238V239H163ZM178 238V239H177ZM182 238V239H181ZM33 239H34V241H33ZM37 239H40L39 241L37 240ZM60 239V240H59ZM132 239V240H131ZM141 239V240H140ZM144 239V240H143ZM174 239H176L175 241H174ZM65 240H67V241H65ZM70 240V241H71ZM136 240V241H135ZM177 240H179V242L177 241ZM38 241V242H37ZM53 241V242H52ZM108 241V242H107ZM129 241V242H128ZM36 242V243H35ZM62 242H64V244L61 243ZM65 242H68V243H65ZM139 242V243H138ZM174 244H173V243ZM1 243V242H0ZM32 243V244H31ZM126 243H128V244H126ZM132 243V244H131ZM142 243V244H141ZM153 245H152V244ZM171 243V244H170ZM185 243V244H184ZM135 244V245H134ZM139 244V245H138ZM179 244V245H178ZM182 244H184L183 246H182ZM28 245H29V247H28ZM111 245V246H110ZM156 245V246H155ZM178 245V247L176 248V246ZM233 245V246H232ZM31 246H32V249H31ZM34 246V247H33ZM115 246H117V247H115ZM144 246V247H143ZM155 246V247H154ZM161 246H162V248H161ZM28 247V248H27ZM110 247V248H109ZM112 247V248H111ZM130 247V248H129ZM137 249V250H135V248ZM171 247V248H170ZM210 247H211V249H210ZM235 247V248H234ZM244 247V248H243ZM36 248V249H35ZM101 248V249H100ZM180 248V249H179ZM182 248V249H181ZM187 248H188V250H187ZM75 249V250H74ZM104 249H105V251H104ZM120 251H119V250ZM139 249V250H138ZM143 249V250H142ZM150 249V251H148V250ZM161 249V250H160ZM176 249V250H175ZM210 249V250H209ZM24 250V251H23ZM66 250V251H65ZM99 250V251H98ZM154 250V251H153ZM158 250H159V252H158ZM200 250V251H199ZM217 250V251H216ZM92 251V252H93ZM98 251V252H97ZM109 251H110V253H109ZM140 251V252H139ZM194 251V252H193ZM202 251V252H201ZM26 252V253H25ZM68 252V253H67ZM127 252V253H126ZM147 254H146V253ZM150 252V254H148ZM169 252V253H168ZM79 253H82V254H80L79 255ZM96 253H97V255H96ZM104 253V254H103ZM109 255L108 257H107V255ZM119 253V254H118ZM140 253V254H139ZM157 253V254H156ZM159 253V254H158ZM164 253V254H163ZM174 253V254H173ZM177 253V254H176ZM205 253V254H204ZM215 253V254H214ZM216 253H217V255H216ZM218 253H220V255L218 254ZM70 254H72V255H70ZM77 254V255H76ZM112 254H114V256L112 255ZM152 254V255H151ZM70 255V256H69ZM84 255H85V257H84ZM89 255V256H88ZM91 255V256H90ZM100 255H102V256H100ZM118 255V256H117ZM137 255V256H136ZM140 255V256H139ZM146 255V256H145ZM150 255H151V257H150ZM25 256V257H24ZM50 256V257H49ZM81 256V257H80ZM87 256V257H86ZM98 256V257H97ZM100 256V257H99ZM116 256V257H115ZM121 256V257H120ZM122 256H123V258H122ZM127 256V258H125ZM130 256V257H129ZM4 257V258H3ZM53 257H55V260H52V259H54ZM58 257V258H57ZM73 257V258H72ZM79 257V258H78ZM92 259H91V258ZM119 257V258H118ZM138 257H139V259H138ZM156 257V258H155ZM161 257V258H160ZM220 257V258H219ZM11 258H13V260L11 259ZM57 258V259H56ZM116 258V259H115ZM118 258V259H117ZM217 258V259H216ZM5 259H7V260H5ZM73 259V260H72ZM94 259V260H93ZM130 259H132V260H130ZM138 259V260H137ZM209 259V260H208ZM11 260V261H10ZM74 260H76V261H74ZM85 260V261H84ZM88 260V261H87ZM119 260V261H118ZM129 260V261H128ZM10 261V262H9ZM60 261V262H59ZM77 261H78V263H77ZM110 261V262H109ZM122 261V262H121ZM162 261H164V262H162ZM219 263H218V262ZM5 262H7V263H5ZM88 262V263H87ZM115 262V263H114ZM131 262V263H130ZM135 262V263H134Z\"/></svg>",
	"mask_w": 264,
	"mask_h": 264
},
{
	"label": "crops",
	"instance_id": "crops-1",
	"mask_svg": "<svg viewBox=\"0 0 264 264\" xmlns=\"http://www.w3.org/2000/svg\"><path fill=\"white\" fill-rule=\"evenodd\" d=\"M185 264H187V263H185Z\"/></svg>",
	"mask_w": 264,
	"mask_h": 264
}]
</instances>
